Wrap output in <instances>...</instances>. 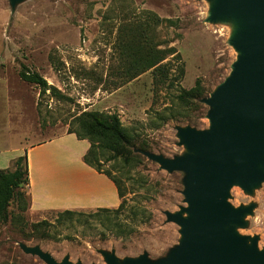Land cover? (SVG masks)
I'll return each mask as SVG.
<instances>
[{"label":"rangeland","instance_id":"374dc122","mask_svg":"<svg viewBox=\"0 0 264 264\" xmlns=\"http://www.w3.org/2000/svg\"><path fill=\"white\" fill-rule=\"evenodd\" d=\"M212 4L0 0V148L54 138L83 114L114 113L136 157L128 164L121 158L104 161L110 154L104 151L100 158L101 169L120 189L123 205L116 213L79 210L65 219L58 218L61 211L31 213L12 202L8 221L0 222V264H46L26 248H38L58 263L107 264L105 257L113 256L122 264L142 254L157 261L180 245V227L166 213L186 215L185 174L162 169L143 152L167 159L188 155L178 130L210 126V107L202 99L229 75L238 54L229 44L235 22L209 21ZM152 17L170 23L156 24ZM167 48L175 53L160 63L164 82L155 80L152 69L126 80L147 49ZM23 68L41 75L61 96L40 94L38 86L22 81ZM196 79L202 98L182 104L180 89L192 88ZM225 200L234 209H249L241 225L232 227L263 250L264 182L249 190L233 185Z\"/></svg>","mask_w":264,"mask_h":264},{"label":"water","instance_id":"95a60500","mask_svg":"<svg viewBox=\"0 0 264 264\" xmlns=\"http://www.w3.org/2000/svg\"><path fill=\"white\" fill-rule=\"evenodd\" d=\"M228 19L236 25L229 44L238 54L229 75L202 99L210 107L209 128L178 130L188 155L167 159L143 152L162 169L185 174L186 215L166 213L180 227V245L157 261L142 254L122 264H264V249L232 227L249 209L225 200L233 185L249 190L264 182V0H213L208 20ZM25 251L46 264H74L58 263L38 248ZM105 261L117 264L113 256Z\"/></svg>","mask_w":264,"mask_h":264},{"label":"crops","instance_id":"0c3cea01","mask_svg":"<svg viewBox=\"0 0 264 264\" xmlns=\"http://www.w3.org/2000/svg\"><path fill=\"white\" fill-rule=\"evenodd\" d=\"M87 140L64 132L27 146L0 148V169L26 156L29 211L114 209L119 205L115 184L83 162Z\"/></svg>","mask_w":264,"mask_h":264},{"label":"trees","instance_id":"16d2710c","mask_svg":"<svg viewBox=\"0 0 264 264\" xmlns=\"http://www.w3.org/2000/svg\"><path fill=\"white\" fill-rule=\"evenodd\" d=\"M156 24L170 23L167 19H160L152 17ZM146 55L139 62L134 61L132 64L133 73H128L127 81L132 80L141 72L149 69L153 70L155 80L164 82L165 75L162 71L164 65L160 64L167 56L175 53L173 48L167 49H147ZM183 73L181 68L180 74ZM19 78L29 84L38 86L40 94L49 91L52 96H61L57 89L48 85L46 80L36 72H29L26 69H21L18 73ZM203 90L200 88L199 80L196 79L194 86L188 90L180 89L177 95V100L182 104L192 103L195 100L202 98ZM67 133L74 134L77 139L87 140L89 147L83 156V162L96 170L99 173L106 175L113 181L117 189V194L120 199L121 193L118 185L110 177V175L101 169L102 162L100 158L103 152L107 151L110 154L104 158V161H111L116 158L128 164L131 163L136 157L131 152V138L125 134L123 127L116 114L105 115L102 113L92 112L83 114L75 118V123L70 124ZM112 153V154H111ZM13 169H0V222H7L10 216L8 211L12 202H22L21 208L29 207V195L27 192L28 180V167L26 156H19L12 162ZM123 203H119L116 210L111 209H97V212L116 213L122 208ZM80 213L71 210H64L58 213V218L72 219ZM118 228L113 225V230Z\"/></svg>","mask_w":264,"mask_h":264}]
</instances>
